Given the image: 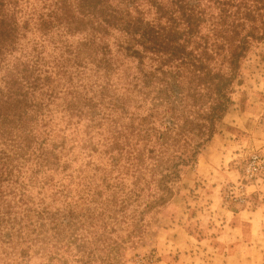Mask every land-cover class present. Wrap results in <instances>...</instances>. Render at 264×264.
<instances>
[{
    "label": "trees",
    "instance_id": "1",
    "mask_svg": "<svg viewBox=\"0 0 264 264\" xmlns=\"http://www.w3.org/2000/svg\"><path fill=\"white\" fill-rule=\"evenodd\" d=\"M262 40L264 0H0V244L123 264Z\"/></svg>",
    "mask_w": 264,
    "mask_h": 264
},
{
    "label": "rangeland",
    "instance_id": "2",
    "mask_svg": "<svg viewBox=\"0 0 264 264\" xmlns=\"http://www.w3.org/2000/svg\"><path fill=\"white\" fill-rule=\"evenodd\" d=\"M230 98L195 161L181 170L172 199L147 217L123 264H264V177L246 183L245 202L235 200L233 189L244 184L249 156L264 151V40L253 44L241 61ZM88 161L102 163L96 154L90 160L81 158L76 166L81 164L91 177L95 165L87 170ZM75 188L72 185L73 192ZM42 192L47 204L62 208L58 197L51 199L52 190ZM32 193L37 198L36 190ZM59 254L66 263L52 260L55 256L49 250L18 239L10 246L0 244V264H79Z\"/></svg>",
    "mask_w": 264,
    "mask_h": 264
},
{
    "label": "built area",
    "instance_id": "3",
    "mask_svg": "<svg viewBox=\"0 0 264 264\" xmlns=\"http://www.w3.org/2000/svg\"><path fill=\"white\" fill-rule=\"evenodd\" d=\"M264 177V151L252 153L246 161L244 170H243V181L239 182L235 186V200L239 202H245L247 193L245 191L246 183H257Z\"/></svg>",
    "mask_w": 264,
    "mask_h": 264
}]
</instances>
